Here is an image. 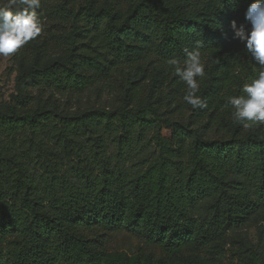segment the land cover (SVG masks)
Here are the masks:
<instances>
[{
    "label": "trees",
    "instance_id": "trees-1",
    "mask_svg": "<svg viewBox=\"0 0 264 264\" xmlns=\"http://www.w3.org/2000/svg\"><path fill=\"white\" fill-rule=\"evenodd\" d=\"M254 2L40 0L42 31L0 109V264H262L242 243L227 251L264 211V124L243 129L225 106L262 70L231 28L251 31ZM196 48L203 108L167 64ZM96 85L122 108L69 115L37 99ZM147 130L156 151L127 169ZM205 202L207 217H191Z\"/></svg>",
    "mask_w": 264,
    "mask_h": 264
},
{
    "label": "clouds",
    "instance_id": "clouds-1",
    "mask_svg": "<svg viewBox=\"0 0 264 264\" xmlns=\"http://www.w3.org/2000/svg\"><path fill=\"white\" fill-rule=\"evenodd\" d=\"M39 7L40 0H0V56H10L40 35L43 23L36 11ZM245 19L251 25L250 32L243 25L238 26L235 20L231 28L234 37L245 43L251 61L262 70L258 78L243 85L242 95L229 96L225 106L231 107L233 120L243 129H251L256 124H264V0L250 4ZM184 51L186 59H170L168 67L186 85L183 101L193 108L206 107L197 95L200 89L197 77L205 76L201 51L199 48Z\"/></svg>",
    "mask_w": 264,
    "mask_h": 264
},
{
    "label": "rangeland",
    "instance_id": "rangeland-1",
    "mask_svg": "<svg viewBox=\"0 0 264 264\" xmlns=\"http://www.w3.org/2000/svg\"><path fill=\"white\" fill-rule=\"evenodd\" d=\"M23 51L18 49L15 53L8 57L0 56V109L7 108L11 96L16 92V84L18 76L25 70V63L23 62ZM34 97L39 94L37 90L31 91ZM37 99H44L51 105L60 108L65 114L81 115L82 113L106 110L107 112H114L122 108L120 98L113 92L105 90L99 85L90 88L88 91L76 97H61L52 93L40 95ZM122 105V106H121ZM136 132V131H135ZM136 134H138L136 132ZM163 134L168 137L169 132L164 131ZM142 136V141L138 142L136 148L129 150L126 156V163L123 165L128 169L130 167H138V160H146L153 152L156 151L154 143H152L153 130H147ZM109 145L110 155H114L117 151L115 146ZM142 165L140 164L139 168ZM208 202L200 203L193 208L191 217L201 219L208 215ZM117 247L130 249L134 247L136 241L124 242L121 238H117ZM228 256L232 257V249H238L242 244L250 249H253L261 254L264 264V211H260L247 225L230 232L227 238ZM225 264H230L227 260Z\"/></svg>",
    "mask_w": 264,
    "mask_h": 264
}]
</instances>
